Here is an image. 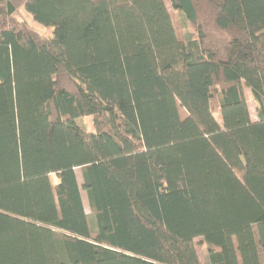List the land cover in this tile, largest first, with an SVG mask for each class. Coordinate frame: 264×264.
Listing matches in <instances>:
<instances>
[{
    "label": "trees",
    "instance_id": "trees-1",
    "mask_svg": "<svg viewBox=\"0 0 264 264\" xmlns=\"http://www.w3.org/2000/svg\"><path fill=\"white\" fill-rule=\"evenodd\" d=\"M196 239L264 264V0H0V264H201Z\"/></svg>",
    "mask_w": 264,
    "mask_h": 264
},
{
    "label": "rangeland",
    "instance_id": "rangeland-1",
    "mask_svg": "<svg viewBox=\"0 0 264 264\" xmlns=\"http://www.w3.org/2000/svg\"><path fill=\"white\" fill-rule=\"evenodd\" d=\"M167 8H168L169 13L172 17L173 23L175 25V28H176V31L178 34V37L181 40L185 39L187 33L190 34V33L194 32L193 28L189 24H187V23L183 24L180 17L178 16V13L173 9V7L171 6L170 3H167ZM17 17L19 20L25 21L31 28L36 30L42 36H44V37H51L52 36V31L38 25L24 9L19 10ZM244 94H245V98H246V101H247L249 109H250L252 119L256 120L257 119L256 118L257 105L253 99V96L251 94L250 89L244 88ZM180 114H181L182 118L186 117V112L184 110H180ZM78 122L86 130H88V131L93 130L91 117L81 118L78 120ZM76 175H77L79 185L82 186L83 181H82L81 169H76ZM51 182H52V184H55L57 182V179L55 176H52ZM82 197H83V203H84L85 211L88 215H90L91 211H90V208L88 205L86 193L83 190H82ZM195 243H196V246L198 249L201 264H208L207 263L208 246L201 239H196Z\"/></svg>",
    "mask_w": 264,
    "mask_h": 264
}]
</instances>
